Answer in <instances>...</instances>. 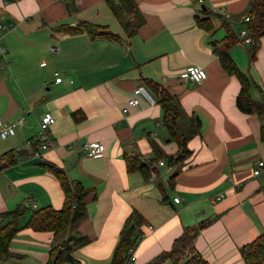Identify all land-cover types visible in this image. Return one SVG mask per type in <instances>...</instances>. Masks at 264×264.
<instances>
[{
	"label": "crops",
	"instance_id": "1",
	"mask_svg": "<svg viewBox=\"0 0 264 264\" xmlns=\"http://www.w3.org/2000/svg\"><path fill=\"white\" fill-rule=\"evenodd\" d=\"M133 1L144 22L128 36L106 0H0V46L5 49L0 121L16 123L14 135L0 137V155L10 151L14 157L0 168V214L29 206L10 241L11 254L0 257V264H46L50 249L74 231L88 237L73 252L79 264H110L132 211L143 218L134 246L136 264H153L184 227L203 221L208 223L194 241L199 254L209 264H243L240 248L264 231V166L252 173L264 162V113L236 107L239 81L214 52L225 43L228 27L237 37L230 56L253 80L251 97L264 99V36L252 62L249 45L239 37L252 0ZM196 17L211 22L200 26ZM81 21L105 26L118 38L61 31ZM187 66L202 67L206 77L198 83L180 79ZM146 80L177 98L184 119H200L198 133L187 142L190 153L180 163L157 154L173 155L177 145ZM139 86L153 102L134 93ZM132 97L137 105L127 106ZM45 112L55 118L49 128L52 145L34 157L24 144L36 138ZM87 141L102 143V156L86 155L82 145ZM128 158L152 164L148 177L129 169ZM47 164L94 194L85 199L86 216L62 234L24 226L30 209L63 203Z\"/></svg>",
	"mask_w": 264,
	"mask_h": 264
},
{
	"label": "trees",
	"instance_id": "2",
	"mask_svg": "<svg viewBox=\"0 0 264 264\" xmlns=\"http://www.w3.org/2000/svg\"><path fill=\"white\" fill-rule=\"evenodd\" d=\"M112 14L118 20L123 30L128 36L134 35L138 28L143 24L137 5L133 0H106ZM209 13L208 9L205 10ZM249 21L246 23V30L251 43L248 48L249 62H252L256 56L259 47L260 38L264 36V0H252L248 11ZM197 24L207 27L210 24L209 18L196 17ZM85 30L92 39H117L118 35L108 30L105 26L81 21L76 26H66L61 31L69 34H76ZM237 41L234 32L228 27L225 35V43L222 47H214V52L218 56L222 68L230 75L235 76L240 84L239 92L235 98L236 107L244 113H264V99L255 100L249 93L253 80L242 72L232 60L229 49ZM146 83L152 88L156 102L162 109V123L165 126L169 137L176 143L177 150L173 155H163L158 151L159 157L164 156L168 163L175 164L182 162L190 153L187 142L195 136L200 127V119L196 115L184 119L182 108L177 98L167 90L160 88L146 80ZM260 139L264 144V121L260 125ZM32 141L33 149H38V141ZM156 150V146L153 147ZM12 163L13 154L5 152L0 155V168L4 162ZM129 169H138L146 177L152 169V164L140 162L136 158H128ZM46 168L51 172L59 182L63 191V203L59 208L45 206L37 209H30V215L24 226L30 227L36 231H52L54 234H62L67 228L87 214L85 199L93 192L85 188L76 180L69 179L65 172L54 164H47ZM172 183V178H170ZM170 183V184H171ZM29 210L27 204H19L14 209L0 214V257L10 256L9 244L20 228V220ZM208 222H199L195 225L186 226L182 233L174 239L171 247L158 254L153 264H161L170 260L173 264H209L196 250L195 238L200 230ZM143 218L141 215L132 211L125 219L119 233L118 242L114 248L110 264H125L127 260V251L135 246L137 239L141 235V226ZM88 242V237L74 231L63 238L58 244L54 245L49 252V259L46 264H79V261L73 256V252L80 246ZM240 255L243 264H264V231L255 237L249 243L240 248Z\"/></svg>",
	"mask_w": 264,
	"mask_h": 264
},
{
	"label": "built area",
	"instance_id": "3",
	"mask_svg": "<svg viewBox=\"0 0 264 264\" xmlns=\"http://www.w3.org/2000/svg\"><path fill=\"white\" fill-rule=\"evenodd\" d=\"M249 17H244V22H248ZM3 28L0 24V29ZM239 37L242 39V41L245 44L251 43V38L248 35V32L246 29L242 30L239 34ZM52 48V47H51ZM5 56V49L0 46V58ZM44 64V63H43ZM57 74V73H55ZM178 77L182 80H188L190 82H200L206 77L205 70L200 66H187L183 70H181L178 74ZM61 80L60 77H56L55 81L59 82ZM135 94H142L144 95L149 101L153 102L152 97L150 94L146 91V89L142 86H139L135 88L134 90ZM264 96V91L262 92ZM138 103L137 99L132 97L127 100V106H136ZM123 113H126L128 111V108H123ZM23 116L20 117L17 121V123L22 122ZM55 123V118L53 115L49 112H45L39 122V129L36 135V140L38 141V149H33L32 141L28 140L25 142L24 147L25 149H31L33 152L34 157H39L41 150H46L49 147H51L52 143L49 137V128L51 125ZM15 124L16 123H7L0 121V137L6 138L8 136H12L15 133ZM83 152L92 157H100L104 153V145L97 141H87L82 145ZM163 161L159 162V165H162ZM264 166L263 161H259L257 163V167L253 169V175H257L260 172V168ZM175 202L179 201V198H174ZM148 229H151V226H148ZM135 247L132 246L127 251V260L126 264H136V256H135Z\"/></svg>",
	"mask_w": 264,
	"mask_h": 264
},
{
	"label": "water",
	"instance_id": "4",
	"mask_svg": "<svg viewBox=\"0 0 264 264\" xmlns=\"http://www.w3.org/2000/svg\"><path fill=\"white\" fill-rule=\"evenodd\" d=\"M202 8H204L203 6H202ZM147 264H152L151 262H149V263H147Z\"/></svg>",
	"mask_w": 264,
	"mask_h": 264
}]
</instances>
